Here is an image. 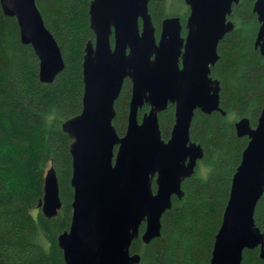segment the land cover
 I'll list each match as a JSON object with an SVG mask.
<instances>
[{"label": "water", "instance_id": "1", "mask_svg": "<svg viewBox=\"0 0 264 264\" xmlns=\"http://www.w3.org/2000/svg\"><path fill=\"white\" fill-rule=\"evenodd\" d=\"M238 1L184 0L189 8L184 36L179 18L167 17L156 39L149 0H91L94 41L83 51L82 109L62 124L70 139L73 190L68 230L56 239L64 264H138L140 256L129 249L140 225H145L140 235L144 244L160 236L163 214L173 197L182 198V182L203 158L201 146L189 136L194 112L224 115L220 84L211 78L210 68L218 60L219 42L233 30L228 17ZM0 8L16 20L21 43L36 55L39 81L51 84L64 61L35 0H0ZM252 12L259 23L254 46L264 57V0H255ZM126 80L131 95L126 129L119 136L112 125L114 104ZM168 105L174 106V121L165 141L158 115ZM144 106L149 109L139 120ZM234 127L237 137L248 142L232 176L209 264H241L243 251L253 249L264 261V231L254 222L264 192V106L254 128L246 118ZM61 205L50 167L38 207L51 219Z\"/></svg>", "mask_w": 264, "mask_h": 264}, {"label": "trees", "instance_id": "2", "mask_svg": "<svg viewBox=\"0 0 264 264\" xmlns=\"http://www.w3.org/2000/svg\"><path fill=\"white\" fill-rule=\"evenodd\" d=\"M254 1L239 0L232 6L228 20L233 30L219 42L218 60L210 68L211 78L220 84L219 106L224 115L194 112L189 136L201 146L203 158L182 182V198L173 197L171 209L163 214L160 236L144 244L140 235L145 225H140L139 237L129 249L131 255L140 256L138 264L210 262L232 176L248 142L247 137H237L234 125L246 118L254 128L264 106V57L254 46L259 28L252 12ZM90 2L35 0L64 61L63 71L47 85L39 81L38 59L29 45L21 43L16 20L4 16L0 8V264H64L56 239L68 230L73 190L70 139L62 124L82 109L83 51L88 41H94ZM170 7L171 0L149 1L156 39L166 17L178 16L185 23V5L175 12ZM129 101L126 80L114 104L112 125L119 136L126 129ZM146 111L147 106L138 111L139 120ZM173 121L174 108L168 105L158 115L162 139L169 137ZM50 167L58 179L62 205L55 217L47 219L38 203ZM254 222L263 232L264 192ZM241 264L264 261L258 249L244 250Z\"/></svg>", "mask_w": 264, "mask_h": 264}, {"label": "flooded vegetation", "instance_id": "3", "mask_svg": "<svg viewBox=\"0 0 264 264\" xmlns=\"http://www.w3.org/2000/svg\"><path fill=\"white\" fill-rule=\"evenodd\" d=\"M150 1V0H149ZM183 3H184V0H183ZM148 4H149V2H148ZM184 5H185V3H184ZM185 7H186V11H187V16H186V18H185V22H186V20H187V17H188V15H189V8L185 5ZM148 14L150 15V18H151V14L149 13V9H148ZM168 17H178V16H168ZM167 18V17H166ZM179 18V17H178ZM179 20H180V18H179ZM151 22H152V18H151ZM180 23H181V25H182V32L185 30V28H184V25H185V23H183V22H181L180 21ZM152 25H153V23H152ZM138 26H139V30H141V27H142V21H141V19H139L138 20ZM154 27V26H153ZM155 29V28H154ZM181 32V33H182ZM156 38V37H155ZM129 82V81H128ZM129 85H130V95H131V84H130V82H129ZM172 106V105H171ZM128 108H129V102H128ZM173 108H174V106H173ZM149 108H148V106H147V110H148ZM147 112V111H146ZM170 135V134H169ZM169 138V137H168ZM167 138V139H168ZM167 139L165 140V141H167Z\"/></svg>", "mask_w": 264, "mask_h": 264}, {"label": "rangeland", "instance_id": "4", "mask_svg": "<svg viewBox=\"0 0 264 264\" xmlns=\"http://www.w3.org/2000/svg\"><path fill=\"white\" fill-rule=\"evenodd\" d=\"M184 7V3L182 0H171L170 12H175L176 10L182 9Z\"/></svg>", "mask_w": 264, "mask_h": 264}]
</instances>
